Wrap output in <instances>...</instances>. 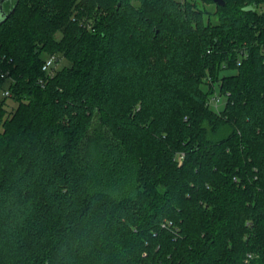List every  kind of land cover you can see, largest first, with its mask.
<instances>
[{"label":"trees","instance_id":"trees-1","mask_svg":"<svg viewBox=\"0 0 264 264\" xmlns=\"http://www.w3.org/2000/svg\"><path fill=\"white\" fill-rule=\"evenodd\" d=\"M205 1L4 2L0 264H264V0Z\"/></svg>","mask_w":264,"mask_h":264},{"label":"built area","instance_id":"built-area-1","mask_svg":"<svg viewBox=\"0 0 264 264\" xmlns=\"http://www.w3.org/2000/svg\"><path fill=\"white\" fill-rule=\"evenodd\" d=\"M60 59L56 55H49L44 58L43 64H42V70L44 71L46 77L53 76V74L57 71V66L59 65ZM42 85H45L46 80L44 78H41L39 81ZM4 96H10L11 92L9 88H6L3 90ZM221 102V96L217 93L211 96L209 103L211 106L215 108H219ZM183 155H181L180 158H182Z\"/></svg>","mask_w":264,"mask_h":264},{"label":"rangeland","instance_id":"rangeland-1","mask_svg":"<svg viewBox=\"0 0 264 264\" xmlns=\"http://www.w3.org/2000/svg\"><path fill=\"white\" fill-rule=\"evenodd\" d=\"M197 2V4L203 8V9H206L208 11H211V13H213L214 11H216V6L214 4H209L208 2H206L205 0H195ZM61 34L58 33V37H60ZM46 54V53H45ZM44 54V55H45ZM52 55H56L60 61H59V65L57 66L58 69L62 68L63 66L65 65H68L69 62L66 58L63 57L62 54H59V53H51ZM49 56L48 54L45 55V57ZM4 97V94L3 92L0 94V99H3ZM6 99V106H7V109L9 111H12L15 109V107L17 106V102L14 101L10 96L5 98ZM226 102V99L225 97H222L221 98V102H220V105H219V108H222L224 106Z\"/></svg>","mask_w":264,"mask_h":264},{"label":"water","instance_id":"water-1","mask_svg":"<svg viewBox=\"0 0 264 264\" xmlns=\"http://www.w3.org/2000/svg\"><path fill=\"white\" fill-rule=\"evenodd\" d=\"M6 0H0V17L5 16V13L3 11V4ZM215 2H217L220 5H224L225 4V0H214ZM4 18V17H3ZM1 20V19H0Z\"/></svg>","mask_w":264,"mask_h":264}]
</instances>
